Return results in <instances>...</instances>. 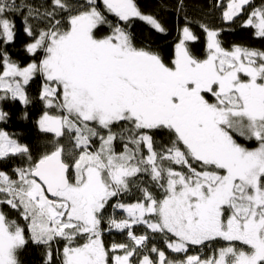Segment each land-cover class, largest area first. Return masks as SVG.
Masks as SVG:
<instances>
[{"label":"snow or ice","instance_id":"snow-or-ice-1","mask_svg":"<svg viewBox=\"0 0 264 264\" xmlns=\"http://www.w3.org/2000/svg\"><path fill=\"white\" fill-rule=\"evenodd\" d=\"M218 6L264 40V0ZM15 15L30 38L26 64L6 47ZM137 21L167 31L138 0H0V102L28 105L39 76L55 113L38 121L52 134L38 158L0 130V160L26 159L0 171V264H23L30 244L44 264H264V50L225 48L200 24L196 55L188 22L165 60L136 43ZM105 221L127 240L106 243Z\"/></svg>","mask_w":264,"mask_h":264},{"label":"trees","instance_id":"trees-1","mask_svg":"<svg viewBox=\"0 0 264 264\" xmlns=\"http://www.w3.org/2000/svg\"><path fill=\"white\" fill-rule=\"evenodd\" d=\"M18 2H21V0H18ZM28 2L36 7L46 4V0H28ZM138 2L146 13L154 14L167 31L166 33H158L142 22L137 21L133 25L135 41L140 46L150 45L165 60L173 55L179 29H182L188 22H191L190 27L199 37L198 41L190 42V47L196 55L203 54L206 40L205 34L199 27L200 24H206L210 28L218 30L220 32L219 38L225 48L230 49L234 45H239L264 50V40L256 38L252 29L242 26L243 20L246 18L244 14L231 22H225L222 19L223 8L218 5L223 3L226 6L227 0H138ZM254 2L259 6L261 0H254ZM11 18L16 23L17 35L14 42L6 46L7 51L13 60L26 64L32 59L25 51V45L30 38L23 32V17L15 15ZM42 84V78L39 76L30 82L27 93L31 102L28 105L11 99L0 102V110L8 113L7 121L0 122V130L9 132L19 143L28 146L34 158H38L52 148V134L40 131L37 125L38 120L45 111L55 114L54 110L47 109L40 99ZM25 113L27 114L26 119L24 118ZM65 144L67 145L68 141H65ZM25 165V158L20 156L11 157L8 160H0V171L11 174L12 169ZM138 195L139 193L134 190V195L122 199L125 202H135V197ZM107 215H112L111 208L108 210ZM115 215L119 219L125 214L120 210H116ZM103 227L106 243L127 240L125 233L109 231L106 221ZM133 230L137 234H143L147 231L143 226H134ZM152 243L168 251L159 236ZM171 255L175 256L174 254ZM44 259L43 247L34 244H30L21 257L23 264H44Z\"/></svg>","mask_w":264,"mask_h":264},{"label":"rangeland","instance_id":"rangeland-1","mask_svg":"<svg viewBox=\"0 0 264 264\" xmlns=\"http://www.w3.org/2000/svg\"><path fill=\"white\" fill-rule=\"evenodd\" d=\"M39 121V120H38ZM37 125H38V128H39V124H38V122H37ZM39 130H40V128H39ZM48 134H51V133H48ZM112 231H117V230H115V229H112ZM166 248V247H165ZM193 251H196V249H194ZM174 255H176V254H174Z\"/></svg>","mask_w":264,"mask_h":264}]
</instances>
